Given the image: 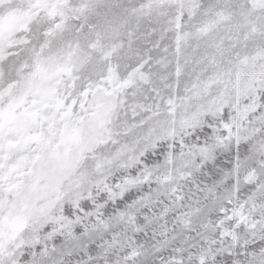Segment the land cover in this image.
<instances>
[{
	"label": "snow or ice",
	"instance_id": "6c2138e0",
	"mask_svg": "<svg viewBox=\"0 0 264 264\" xmlns=\"http://www.w3.org/2000/svg\"><path fill=\"white\" fill-rule=\"evenodd\" d=\"M0 264H264V0H0Z\"/></svg>",
	"mask_w": 264,
	"mask_h": 264
}]
</instances>
